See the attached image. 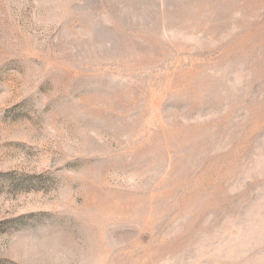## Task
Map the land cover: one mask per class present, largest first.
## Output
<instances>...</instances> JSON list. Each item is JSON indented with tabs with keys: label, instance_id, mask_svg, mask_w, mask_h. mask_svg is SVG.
Listing matches in <instances>:
<instances>
[{
	"label": "rangeland",
	"instance_id": "obj_1",
	"mask_svg": "<svg viewBox=\"0 0 264 264\" xmlns=\"http://www.w3.org/2000/svg\"><path fill=\"white\" fill-rule=\"evenodd\" d=\"M0 264H264V0H0Z\"/></svg>",
	"mask_w": 264,
	"mask_h": 264
}]
</instances>
